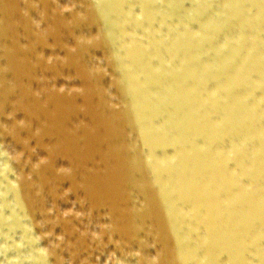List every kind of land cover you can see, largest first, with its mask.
<instances>
[{
	"label": "water",
	"instance_id": "obj_1",
	"mask_svg": "<svg viewBox=\"0 0 264 264\" xmlns=\"http://www.w3.org/2000/svg\"><path fill=\"white\" fill-rule=\"evenodd\" d=\"M0 264H264V0H0Z\"/></svg>",
	"mask_w": 264,
	"mask_h": 264
}]
</instances>
